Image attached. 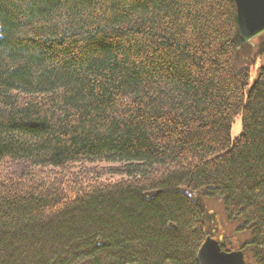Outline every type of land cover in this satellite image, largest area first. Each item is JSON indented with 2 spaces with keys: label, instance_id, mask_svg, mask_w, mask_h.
<instances>
[{
  "label": "trees",
  "instance_id": "16d2710c",
  "mask_svg": "<svg viewBox=\"0 0 264 264\" xmlns=\"http://www.w3.org/2000/svg\"><path fill=\"white\" fill-rule=\"evenodd\" d=\"M206 198L264 264V33L235 0H0V264H197Z\"/></svg>",
  "mask_w": 264,
  "mask_h": 264
},
{
  "label": "water",
  "instance_id": "95a60500",
  "mask_svg": "<svg viewBox=\"0 0 264 264\" xmlns=\"http://www.w3.org/2000/svg\"><path fill=\"white\" fill-rule=\"evenodd\" d=\"M236 22L240 38L250 42L264 33V0H235ZM197 264H246L242 249L224 250L209 235L196 254Z\"/></svg>",
  "mask_w": 264,
  "mask_h": 264
},
{
  "label": "rangeland",
  "instance_id": "374dc122",
  "mask_svg": "<svg viewBox=\"0 0 264 264\" xmlns=\"http://www.w3.org/2000/svg\"><path fill=\"white\" fill-rule=\"evenodd\" d=\"M257 63L252 66L250 76H249V83L255 79L257 74ZM241 131V124L240 119L237 116L234 120L230 136L235 138ZM101 179L104 181H113L117 179L116 175H104ZM206 207L212 212L214 217V221L210 227L209 236L217 239L219 242L223 243L224 247L228 250H237L241 249L240 246L243 242L249 239V233L243 230H239L237 227V222L233 223L229 221L224 213L221 201L217 198H206L205 199ZM245 259L249 260V253L246 249L243 250ZM249 264V262L247 263Z\"/></svg>",
  "mask_w": 264,
  "mask_h": 264
}]
</instances>
